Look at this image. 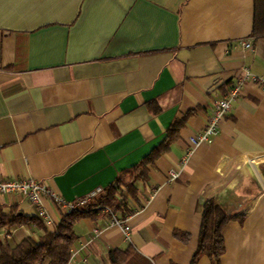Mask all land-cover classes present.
<instances>
[{
    "label": "crops",
    "instance_id": "0c3cea01",
    "mask_svg": "<svg viewBox=\"0 0 264 264\" xmlns=\"http://www.w3.org/2000/svg\"><path fill=\"white\" fill-rule=\"evenodd\" d=\"M253 23L254 0H0V177H32L68 202L118 180L126 203L111 211L129 239L96 210L74 223L67 264H109L111 249L128 246L151 264H190L209 198L232 216L220 264H264L262 87L245 82L218 133L187 153L245 69L264 80ZM42 204L51 224L0 228V246L53 230L65 211ZM0 205L36 216L18 195Z\"/></svg>",
    "mask_w": 264,
    "mask_h": 264
},
{
    "label": "trees",
    "instance_id": "16d2710c",
    "mask_svg": "<svg viewBox=\"0 0 264 264\" xmlns=\"http://www.w3.org/2000/svg\"><path fill=\"white\" fill-rule=\"evenodd\" d=\"M253 35H264V0H254ZM177 130L176 121L171 124L167 132L170 139ZM146 161V159H144ZM134 167L131 182L126 185L128 192L133 194V182L146 177L145 161ZM119 181L115 180L107 186L94 203L85 205L72 211L61 214L59 222L53 230L44 229L43 235L34 240L30 236L23 238L14 245L4 244L0 246V264H67L71 256V245L76 235L73 230L74 223L82 217L91 216L96 210L95 206L107 207L115 211L126 203L119 192ZM232 218L225 207L217 198L206 199L201 207V224L198 234L197 248L192 256L190 264H196L199 256L206 255L210 264H220L223 254V226ZM28 222H34L43 226V222L36 215L24 216L14 209L5 211L0 205V228L16 227ZM174 236L182 241L188 238L186 234L174 232ZM109 264H151V262L128 246L124 249L113 248L108 252ZM175 264V263H170Z\"/></svg>",
    "mask_w": 264,
    "mask_h": 264
},
{
    "label": "built area",
    "instance_id": "2783aa9c",
    "mask_svg": "<svg viewBox=\"0 0 264 264\" xmlns=\"http://www.w3.org/2000/svg\"><path fill=\"white\" fill-rule=\"evenodd\" d=\"M238 43L245 49H251L252 47V43L247 39H241ZM247 81L259 85L264 92V80L251 74L245 69L244 75L237 79L221 98L213 102L211 115L208 117L204 128L189 138V147L187 149L188 154H191L197 145L201 143H209L218 133L221 120L227 116L232 102L239 96L245 82ZM169 176L170 179L173 180L178 177V173L174 170H170ZM100 192L101 189L97 188L85 198L74 202H68L53 192L44 183L39 182L32 177H0V195H18L26 198L35 208L36 215L45 225H50L52 221L43 207V198L50 199L53 203L59 205L64 211H72L77 209L78 205H83L90 199L96 197ZM102 208L109 212L112 223L121 230L125 238L129 239L130 229L126 223L127 220L125 218H118L111 210H109V208L99 205L94 207V209Z\"/></svg>",
    "mask_w": 264,
    "mask_h": 264
},
{
    "label": "rangeland",
    "instance_id": "374dc122",
    "mask_svg": "<svg viewBox=\"0 0 264 264\" xmlns=\"http://www.w3.org/2000/svg\"><path fill=\"white\" fill-rule=\"evenodd\" d=\"M99 195H100V194H99ZM99 195H96V197L90 199L87 203H85V204H83V205H78L77 208H82V207H84L85 205H88V204H90V203H94V201L97 200V198L99 197Z\"/></svg>",
    "mask_w": 264,
    "mask_h": 264
},
{
    "label": "water",
    "instance_id": "95a60500",
    "mask_svg": "<svg viewBox=\"0 0 264 264\" xmlns=\"http://www.w3.org/2000/svg\"><path fill=\"white\" fill-rule=\"evenodd\" d=\"M248 169H249V172H250V175L253 177V179L256 181V176H255V173L253 171V169L248 165Z\"/></svg>",
    "mask_w": 264,
    "mask_h": 264
}]
</instances>
